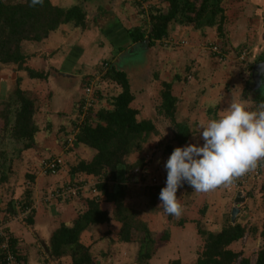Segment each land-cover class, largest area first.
Segmentation results:
<instances>
[{
	"label": "trees",
	"instance_id": "16d2710c",
	"mask_svg": "<svg viewBox=\"0 0 264 264\" xmlns=\"http://www.w3.org/2000/svg\"><path fill=\"white\" fill-rule=\"evenodd\" d=\"M11 1L7 3L0 0V67L2 65L12 66L17 71L26 72L30 79H44L46 76L43 72L35 71L27 66L29 56L25 54V51H28L29 44H38L47 39L62 24L83 27L85 13L78 5L63 8L52 4L50 0H42V3L34 5L33 0ZM127 1L132 2L137 14L143 20L142 24L128 30L132 42L147 40L150 46L156 43L168 45L172 41V39H167L168 27L170 24H176L190 27L195 31L210 29L220 38L221 43H224V23L227 19L224 0H157V5H150L149 9H145L144 5L149 4V0ZM159 3L166 4V6L158 7ZM145 22L148 26L143 29ZM213 47H216L217 51H213ZM228 50L230 51L224 45L211 46L212 53L221 57L224 53H228ZM236 51L239 63L249 62L245 60L247 54L245 48H238ZM250 68L246 70L249 71ZM97 76L103 82L118 84L121 91L115 95L109 94L105 98L97 87L99 81H94V91L89 98L91 96L92 99L95 97L97 100L105 98L108 106L94 109L93 104H100L91 99L92 105L87 107L86 113L81 116L82 110L79 108L84 105L87 98L84 94L85 88ZM20 81L21 78L17 77L7 98L0 101V187L5 185L9 176L13 174V165L16 160L21 159L22 153L37 148L35 140L38 132L35 118L37 108L33 99L21 89ZM245 82L251 83L250 78L247 77ZM81 85L83 93L81 99L78 100L79 111L75 117L70 119L68 131L59 130L61 133L64 132L63 137H65L61 140V147L63 154H66L83 146L92 151V156L79 159L74 163L66 162L63 154L57 156L64 161L65 171L60 174L65 173L68 177L65 182L92 179L95 181L97 192L85 198L79 196L85 202L86 209L77 216L71 226L62 224L56 229L51 237L53 255H67L69 264H94L92 252L89 247L81 244L79 236L90 226L100 228L104 225L107 229L106 234L110 236V245L112 243L133 246L137 244L136 259L133 264H148L157 250V245L168 241L170 232L168 226L159 232L152 230L143 220L142 215L149 214L150 210L163 214V210L158 208L159 194L166 186L162 180H166L167 175H164L162 170L159 171L160 173L153 170L148 171L150 160H146L144 156L131 162L130 155L139 153L147 138L158 131L150 120L136 119L138 110L130 106L134 96L130 92L125 75L115 66L109 63L103 64L96 76L82 78ZM160 86L159 111L173 123L174 127V145H167L163 151L171 154L174 148L182 147L187 142L190 130L186 124L175 122L177 98L171 92L172 81H161ZM49 126L48 123V128ZM73 132L72 144L64 149L66 138ZM263 169L264 167L259 170L258 175L252 178L254 181L262 175ZM25 177L32 181L34 175L29 174ZM247 182L246 179H240L239 186L245 187ZM255 185L256 183L253 187ZM258 186L263 196L258 208L264 212V181ZM183 187L193 189L188 184ZM220 189L232 195L238 191L237 189L231 190L230 186H221L213 191L218 194ZM253 191L251 188L244 192L245 202L253 201ZM31 195V190L26 188L20 199L8 195L7 199L0 200V203L4 204L3 207L0 206V226L3 227L4 235L8 238L9 249L19 264L22 253L18 247V240L10 231L8 224L16 222L14 218L21 208L33 204ZM102 204L110 206V209H104ZM147 206L151 208L149 211ZM253 206L254 204L249 207L250 211L255 209ZM243 208L248 209V206L245 205ZM33 211L34 209L26 217L27 224L32 223ZM205 211L206 207L199 210V218L204 216ZM164 214L167 222L173 218L165 212ZM184 220V216H181L178 226L183 225ZM196 220H198L196 221V232L201 243V248L195 251L196 258L187 262L175 258L167 264H250L249 252L233 248V245L244 237L261 238V244L254 253L253 264H264V230H258L255 223L252 224L250 221L241 223L236 218L234 222H231L230 215H227L222 218L220 228L212 232L206 231L199 225L200 219ZM114 229L117 230L115 234H113ZM3 241L4 238L0 236V245ZM67 247L70 250H67ZM101 256L104 260L106 257L109 258V261L113 263L116 259L115 253H101ZM1 259L2 250L0 248V264H2Z\"/></svg>",
	"mask_w": 264,
	"mask_h": 264
},
{
	"label": "crops",
	"instance_id": "0c3cea01",
	"mask_svg": "<svg viewBox=\"0 0 264 264\" xmlns=\"http://www.w3.org/2000/svg\"><path fill=\"white\" fill-rule=\"evenodd\" d=\"M50 1L52 4L59 5L63 8L70 7L73 2H76L75 5L80 6L83 13H85V25L83 27H74L69 24H62L59 26L58 30L51 33L47 39L38 44H30L28 46L30 51H25V54L29 56L27 66L30 69L44 73L46 76L43 79L46 86L45 89L47 91L49 86V91H51L48 95L49 100L46 106V108L50 109L51 115L44 114L47 128L48 123L50 124L49 130L50 128L56 130L63 129L64 132L69 130L70 119L75 116L74 109L78 104V99L76 98L79 97L77 95L79 91L82 92V88L79 87H82V78L96 76L103 64L109 63L115 66L117 70L122 71L131 92L132 88L137 84L135 82L140 81V77L145 73V69L149 68V59H153L154 62V59H164L165 57L166 59H181L182 56L180 54H174L175 51H179L176 49L177 47H181L182 50L185 51V54L191 56L188 61L189 65L187 64L184 72L176 71L173 75L171 74V80L168 82L172 81L171 92L177 98V111L174 117L175 122L186 124L190 130V136L192 133L191 126L185 119L190 117L188 115L192 111H199L202 122L206 123L210 119H218L224 115V111L233 101L243 104L250 111L255 110L257 105L264 102V96H260L262 94L256 96L257 94L254 93L256 90L254 91L252 83L245 82L247 77L250 78L251 68L249 64L259 61L264 62V0H228L227 6L231 12H226L227 19L224 23V43H221L220 38L216 36L214 31H195L190 27L170 24L168 27L167 39L169 38L177 41L176 47L173 46L174 48H172V46L161 45L160 43H156L153 46L149 44L140 45L139 48L141 49L139 56L127 53L134 45L136 46L139 44V42H132L128 35V30L130 28L139 25L136 22L131 24L132 20L135 21L134 14L131 12L133 9L132 2L127 0ZM10 2L12 1L10 0L7 3ZM236 5L237 7H235ZM159 6L162 8L165 7L162 3H159ZM234 7L238 8L237 13L234 12ZM208 43L211 44V46L224 45L226 48L230 49V51L228 50L229 52L224 53L222 57L214 54L204 55V53L200 52V48L203 51V47L208 45ZM242 47L245 48L247 52L245 60L249 61L245 64L239 63V58L236 56L238 55L236 50ZM190 48L191 50L189 52L188 50L186 51V49ZM168 51H172L173 54H169ZM125 52L136 59H143L144 63H133V61L130 60L133 58H127L128 56H124V59H128L129 61L125 60L124 63L122 61H120V63L117 62L121 59L120 55L123 56ZM39 63L42 64V68L36 66V64ZM174 63L175 62L172 61L170 64L173 65ZM192 64L195 66L194 71H190ZM248 67L250 68L249 71L246 70ZM190 72H192V77L197 80L196 82L187 81V86H190L188 92H186L183 98H179L177 95L181 92L179 91V89L182 88L181 84L187 79H185L182 74H189ZM24 73V71L15 70L12 66L2 65L0 67V101H4L7 98L17 77L21 78V89L26 95L30 96L32 99L34 98L33 92H31L30 89L31 84L27 83L32 79L24 77ZM65 79L70 81H65ZM202 79L207 81V83H199V80ZM182 80L184 81L182 82ZM94 81L103 83V81L100 82V77L98 80ZM111 83L114 84L111 87L115 85L120 87L114 82ZM246 86L247 89L251 87L253 92H246ZM257 89L261 90L260 87ZM100 91L102 93V89H100ZM102 95L105 96L103 93ZM249 96H251V98ZM60 97H63L62 101H58ZM67 99L69 100L68 102L66 101ZM53 102L54 107H51V105L49 106V104ZM64 103H66V105H64ZM100 105L106 106L107 103L102 102ZM159 107L160 105H158V108L156 107L158 114L164 119H167L160 113ZM133 108L138 110V114L136 115L137 120H150L153 123L151 116L145 117V115H141L142 113L139 108ZM184 112H186L187 115H184ZM183 116L186 117L184 118ZM170 124L173 127V123L170 122ZM47 128L43 129L38 125V132L35 135L37 148L24 151L21 159L15 162L17 163V161L24 160L26 163V158H30L32 153L38 157V152H36V150L39 149L40 151L39 147L44 146L43 142H45L48 154L40 151V157H36V164L31 168L33 171L29 173L34 175L33 180L28 186L32 192L31 198L33 203L40 199V190L49 191L52 187L56 186V184L58 185L68 179L65 173L59 174L60 176L42 177L35 172L43 158L63 154V149L61 147L62 139H60V141L56 140V142H52V139L49 140L50 135L47 134ZM64 132L62 133L64 134ZM188 140L183 146L189 142ZM201 143H204V141L202 140ZM73 154L80 156V158L82 157V159H86L92 156V151L83 146H79L73 151ZM62 156L66 162L69 161V153L63 154ZM14 171L16 170L13 165V173ZM25 181L26 179L23 182ZM9 182H11V179H8L5 185ZM255 183L256 181L253 179L250 181L248 180L245 188L253 187ZM261 183L262 181L259 184ZM32 184L37 185V187L35 188ZM5 185L0 187V191H2L0 194H3L0 200L8 196L4 191V189H7ZM25 187V183L19 187L20 194L18 190L16 191L15 188H13L10 195L15 199H20L24 193ZM192 190L193 189L189 188L179 189L177 191V198L183 207L182 215H184L185 220L181 226H178V223L182 215L179 218L173 217L169 221L171 224L169 227V239L178 232V229L183 230L181 234L191 229V231H193L194 224L198 221L195 216H199V210L203 207H206V211L204 216H202L201 219L199 218V225L205 228L206 231H217L214 225L220 226V222H222L220 219H222L221 216L223 214H221V216L219 215V217H216L217 214H215V218L212 219L213 208L219 205L224 210L226 207L231 209L235 205L228 201L230 197L228 195H226V197L223 194H217L215 191L199 193ZM15 194H17L16 197L14 196ZM199 199L202 201L201 204L197 202ZM199 205L201 206L198 207V211H196ZM109 207L104 206L103 208L110 209ZM149 208L150 206H147L148 211ZM85 209L86 204L80 197L63 201H40L37 208L33 211L31 224H27L26 222V225H24V223L10 222L8 224L9 229L18 240V247L22 253V256H20L22 257L20 264H69L67 255H53L51 237L62 224L71 226L77 216L84 212ZM149 212V214L145 213L143 220L146 221L147 225L152 230L156 232L161 231L163 225L162 221L165 219L164 211L163 214L162 212L154 210H150ZM220 213H222V211H220ZM99 229H104V231L100 233L102 236H106L107 239H110V236L106 234L107 229L104 225L100 226ZM94 231L96 232V230ZM116 231L117 230H115V232ZM98 233L96 232L94 238H92V232L87 228L80 234L79 240L83 246L89 247L93 254L94 264H109V258L106 257L104 260L101 253H107L108 251L105 250H110L111 246H114L112 247L114 249H118L116 245L120 243H112V245H110L108 241L106 245H103V243H105L102 242L103 238L99 239V236L96 237ZM82 237L84 239H82ZM191 237H193L192 242L195 237L199 239L197 233L194 235L192 234ZM256 242L259 244V239H256ZM163 244L164 243H160L157 245L156 252ZM127 246L129 245L127 244ZM38 252L41 253V257H39ZM182 260L183 259H181V261Z\"/></svg>",
	"mask_w": 264,
	"mask_h": 264
},
{
	"label": "rangeland",
	"instance_id": "374dc122",
	"mask_svg": "<svg viewBox=\"0 0 264 264\" xmlns=\"http://www.w3.org/2000/svg\"><path fill=\"white\" fill-rule=\"evenodd\" d=\"M3 1L9 2L10 0H3ZM224 1H225L224 6L226 8V12H231L227 6L228 0H224ZM156 3H157V0H149V4H144L145 9H149L150 5H154V4L157 5ZM75 4H76V2L72 3V5H75ZM131 6H132V4H131ZM163 6H166V4H163ZM158 7H160L159 4H158ZM235 7H237V5ZM235 7H234V12L237 13L238 8H235ZM131 12L134 14V17H135V21L130 20L131 24L135 23V22L138 23L139 25L142 24L143 20H141L140 16L137 14L136 7L134 5H133V9L131 10ZM129 15H130V13H129ZM144 25L145 26H143V29H146L148 24L145 22ZM208 31H210V29H206V32H208ZM32 45H34V44H32ZM168 45L172 46V48H174L177 45V41L172 40L171 43H169ZM27 49H28V51H30V48H27ZM176 49H178L179 51H175L174 54L175 55L180 54L182 56L181 59H166V57H165L164 59H158V60L154 59L155 62L153 61V59H149V61H148V62H150L149 68L145 69V73L142 74V77H140V81H138V82L136 81L135 82V83H137L136 86H134L131 90L132 94L134 95V99L132 100L130 106L139 108V110L142 113L141 115H143V116L145 115V117L151 116L152 120H153V124L155 125L158 132L147 138V141L144 142V144L142 145V149H141V151H139V153L137 152V153L130 155V161L132 162V161L136 160L137 158L144 156L146 158V160H150L148 171L153 170V171L159 172L160 170H162V172H164V175H167V171L164 168V164L166 163L170 154L165 153L163 150L167 145H174V141H173L174 128L170 124L169 120L164 119L161 115L158 114V111H157L158 105H160V96L158 95L159 89L161 88L160 82L162 80H164V81L171 80L172 75L174 73H176V71L177 72H184V69L187 66V64L189 65L188 61L191 57L189 54H185V51H183L181 47H179V48L177 47ZM187 50L189 52L191 50V48L186 49V51ZM200 52L204 53V55H210V54L213 55V53L211 51V44L208 43V45L204 46L203 51L200 48ZM139 53H140V51H137V52H133L132 54H134V56H139ZM168 53L173 54L172 51H168ZM128 54H130V53H128ZM128 54L125 52L123 56L120 55L122 60L120 59L117 62L120 63V61H122L124 63L125 60L129 61L128 59H124V56H128L127 58H133V59H130L133 61V63H142V64L144 63L143 59H136L132 56H129ZM172 61L175 62L173 65L170 64ZM36 66L42 68V64H40V63L36 64ZM194 70H195V66L192 64L190 71H194ZM155 75H157V76H155ZM246 75H245V79H246ZM182 76L185 79L186 78L187 79L185 81L182 80V82L183 81L184 82L181 84L182 88L179 89V91H181V92H180V94L177 95L179 98H183L185 96L186 92H188V88L190 86H187V83L190 81L196 82V80H197L196 78L192 77L193 76L192 72H190L189 74L184 73V74H182ZM24 77H26L27 79L29 78L26 72L24 73ZM189 78H190V80H189ZM65 81H70V80L65 79ZM101 81L102 80L100 78V82ZM27 83L31 84L30 89H31V92H33V96H34L33 101H34L35 107L37 108V112L35 115L36 122L40 128L46 129L47 125H46V120H45L44 114L51 115L50 109L46 108V106L48 105L47 101L49 100L48 95L51 92V91H49L50 88L48 86L47 91H46V89H45L46 86H45V82L43 81V79H41V80L40 79H32V80L28 81ZM199 83L206 84L207 81H204L202 79V80H199ZM112 85H114V84H109L107 82H103V83H99L97 85V87L102 89V93L105 94L104 97L106 98L110 93L112 95H114L117 92L121 91L120 87H117L116 85L114 87H111ZM79 87L83 89V87H81V86H79ZM249 89H251V87L248 89L246 88V92H248V93L253 92L252 89L251 90H249ZM82 93H83V91L82 92L79 91V93L77 95L79 98H76V99L80 100L82 97ZM254 93L257 94L256 96H259L260 94H263L260 96H264V90H262V89L255 91ZM91 94H93V93H91ZM249 97L251 98V96H249ZM62 98L63 97L58 98V101L59 100L62 101ZM92 98H93L92 96L90 98L88 96V103H90V105H92V103H91ZM105 98L97 100L94 97V99H92V100H93V102H96V103L99 102L98 104H100L102 102H107ZM66 101L68 102L69 100L67 99ZM53 104H54V102L50 103L49 106L51 105V107H54ZM64 105H66V103H64ZM100 106L101 105L93 104L94 109H97ZM106 106H108V105H106ZM78 108H79L78 104L75 107V109L73 108L75 110L74 115H76V113H78ZM71 114H73V113H71ZM184 115H187V113L184 112ZM188 116H190V117H187L185 120H187L188 123L190 124L192 133H191V136L189 137V140H188L189 142L187 144H199V145L202 144L203 145V143H201L203 139L200 136L199 127H198L199 124L202 123V120L200 117V112L199 111H192V112H190V114ZM183 117L185 118L186 116H183ZM181 119H183V118H181ZM0 125H1V123H0ZM47 134L50 135L49 140L52 139V142H56V140L60 141V139L65 138V137H63V133H61L59 130L52 129V128H50V130L47 128ZM52 134H53V136H52ZM43 144H44V146L39 147L40 151L48 154V150L46 148L47 146H45V142H43ZM202 145H200V146H202ZM40 151H39V149L36 150V152H38V157H37V155L32 153L31 154L32 156H30V158H28V159L26 158V163L24 160H22V161H17V163H15L16 165L14 164V168L16 171H14V173L11 176H9V179H11V182H9L7 185H5V187L7 189H4L5 193H7V195H10V192H12L13 188H15L16 191L18 190V193L20 194L19 187H21L22 184H24V183L26 186L25 189L26 188L29 189L28 186H29L31 181H30V179L26 178L25 175H29V173H31L33 171V170H31V168L34 167V165L36 164V160H35L36 157L37 158L40 157L39 156ZM69 156H70V158H69L68 162H71V163H74L75 161L82 159V157L80 158V156H78L76 154L74 155L73 152H70ZM152 167H154V169ZM155 168H157V169H155ZM37 169L35 170V172L37 174H39L40 176L51 177L48 175L41 174L39 172V170H37ZM263 175H264V173L260 177L258 176L256 178L255 187L251 186L250 188H247V189L253 188V190H254L253 191V194H254L253 201H249V202L244 201L242 203H239L238 204L239 211L235 216V218L241 223H244L246 221H250L252 224L255 223L258 226V230H261V229L264 230V212L258 208L259 205L262 203V200H263L262 199L263 196L261 195L262 193L260 192V190H259L260 188L258 186L261 181H264ZM57 176H60V175H57ZM24 178H26L25 182H23L25 180ZM60 178H62V177H60ZM13 180H14V182H13ZM248 180L250 181L252 179L250 178ZM62 183H64V182H62ZM60 184H58V185H60ZM58 185L56 184V186L52 187L50 190L54 189ZM32 186H34L35 188L37 187V185H34V184H32ZM230 188H231V190L233 189V191H235V189H237L235 187L234 188L230 187ZM240 188H241V192L243 194L245 191H247V189L245 187L241 186ZM220 190H221L220 193L222 191L224 192L221 194H223L225 196L226 195L230 196L228 198V201H230L231 204H235L234 199L236 197V194L240 190L236 191V193L234 192L235 193L234 196L232 194L226 193L223 189H220ZM228 190H230V189H228ZM231 190H230V192H231ZM49 191L48 190L47 191L40 190V193H39V194H41L40 199L37 202H35V204H34L36 206V208H37V205L39 204V202L40 201L42 202V200H41L42 197H44V195L49 193ZM192 191H194V189ZM0 193H2V191H0ZM2 196H3V194L0 195V197H2ZM14 196L16 197L17 194H15ZM82 196H84V198H85V196H89V191L85 192L84 195H82ZM8 197L9 196H6L3 199H7ZM200 199L197 202L201 204L202 201H200ZM252 204H254L253 207L255 209L250 211L249 207ZM245 205L248 206V209L243 208ZM0 206L3 207L4 204L0 203ZM104 206H106V205L102 204V207H104ZM200 206L201 205L197 206L196 211H198V207H200ZM226 206H227V204H226ZM107 207H109V206H107ZM236 207H237V205H236ZM220 211H222V213H220ZM230 211H231V209H229L227 207H226V209L223 210L222 207H220L219 205H216L213 208L212 219L215 218L214 217L215 214H217L216 217H219V215L221 216V214H223L221 216L222 218L226 217L227 215H230ZM142 216L145 217V213ZM183 216L184 215H182V217ZM209 217H211V216H209ZM195 218L199 219V216H195ZM14 219H16L14 221H16L17 223H20V224L24 223V225H26V222H25L26 217H22V216H19V214H17ZM220 220H222V219H220ZM234 221H235V219H234ZM162 222H163L162 229H164L166 226L170 227V225H171L170 222H167L165 219H163ZM222 222H223V220H222ZM222 222H220V225L222 224ZM195 227H196V223L194 224V230L193 231H191L192 230L191 229L188 232L185 231L186 233H184V234H181V232H183L182 229H178V232L176 234L172 235V238L170 237L168 242H165L162 246L159 247V250L148 261V264H167L171 259L178 258V257L183 259L182 260L183 262L194 260L197 256L195 251L199 250L201 248V243H200V240L198 238L195 237L194 241L192 242V239L194 237V236L191 237L192 234L194 235L197 233ZM214 227L217 230L220 228V226H217V225L216 226L214 225ZM212 229H214V228H212ZM89 230L92 232V238H94L96 232L97 233L99 232L96 237L99 236L98 237L99 239L103 238L102 242H105V243H103V245H106V242H108V241L110 242L109 238L107 239L106 236H102V234L100 233L101 231H104V229H99L97 226H96V228L94 226H90ZM94 230H96V232ZM172 232H173V228H172ZM113 234H115V231H113ZM82 239H84V238L82 237ZM256 239H259V244H257ZM189 240H190V242H189ZM261 241L262 240L260 237L254 238V239H249L248 237H244L241 241L234 244L233 248L238 249V250L243 249V251L249 252L251 255L250 256V264H253L255 261V254L254 253H255L256 249L260 246ZM128 245L129 246H127V244H117L116 247L118 249H114V248H112L114 246H111L110 250H108V249L105 250V251H108L110 253H115L116 259H118L117 261L115 259L114 263L110 261L109 264H122V263L123 264H125V263L126 264H133V261L136 259L135 252L138 248V245L137 244H135V246L130 245V244H128ZM189 248H191V249H189ZM67 250H70V248L67 247ZM29 251H30V247H29ZM38 254H39V257H41V253L38 252ZM110 257H112V256H110Z\"/></svg>",
	"mask_w": 264,
	"mask_h": 264
},
{
	"label": "clouds",
	"instance_id": "9594fccd",
	"mask_svg": "<svg viewBox=\"0 0 264 264\" xmlns=\"http://www.w3.org/2000/svg\"><path fill=\"white\" fill-rule=\"evenodd\" d=\"M36 3L42 0H33ZM198 127L203 145L176 147L164 164L166 186L160 191L158 208L174 218L183 212L177 191L185 183L205 193L230 186L258 165L264 166V102L250 111L233 101L220 118Z\"/></svg>",
	"mask_w": 264,
	"mask_h": 264
},
{
	"label": "built area",
	"instance_id": "2783aa9c",
	"mask_svg": "<svg viewBox=\"0 0 264 264\" xmlns=\"http://www.w3.org/2000/svg\"><path fill=\"white\" fill-rule=\"evenodd\" d=\"M212 50L217 51V48L213 47ZM98 79H99L98 76L95 77V79L91 81L90 85L87 86V88H85V94L87 98L85 100L84 105L80 106L79 108L82 110L81 116L86 113L87 107L90 106V103H88V96H90L91 93L94 91V87H93L94 80H98ZM73 131L75 132V130ZM74 132L66 138V144L63 147L64 149H67L68 146L72 144L73 139H74ZM263 167L264 166L258 165V167L255 170H252L248 172L247 174L237 178L232 184V186L230 185V187H235L237 188L238 191L239 190L241 191V188L239 186L240 179L248 180L250 178L251 179L254 178L256 175H258L259 170ZM63 171H65V165H64L63 159L60 156H50L40 161L39 172L43 175L57 176ZM162 183L166 184V180L165 179L162 180ZM184 185H187V183H185ZM88 191H89V195L91 194L95 195L97 192L95 188V181H93L92 179L90 180L82 179V180H78L77 182H65V183H61L54 189L50 190L49 193L44 195V197H42L41 200L43 202H50V201H56V200L63 201L67 199L77 198L79 196L84 195V193ZM34 204L35 202L28 207L21 208L18 213L19 216L27 217L28 214L32 213V209H36V206ZM0 236L4 238L3 243L0 245V248L2 250L1 263L2 264H19L18 261L16 260L15 255L9 249V246L7 243L8 238L7 236L4 235L2 226H0Z\"/></svg>",
	"mask_w": 264,
	"mask_h": 264
},
{
	"label": "water",
	"instance_id": "95a60500",
	"mask_svg": "<svg viewBox=\"0 0 264 264\" xmlns=\"http://www.w3.org/2000/svg\"><path fill=\"white\" fill-rule=\"evenodd\" d=\"M148 44V41L144 40L142 42H139V44H137L136 46L134 45L132 47V49L127 52V53H133V52H137V51H140L141 48L140 45H147ZM249 66L251 67V71H250V80H251V83L253 85V89L254 91H258L257 88H261L262 90H264V62L262 61H259V62H255V63H252V64H249ZM245 201V197L241 195L240 192H238L236 194V197L234 199V202L236 205L233 206L231 208V211H230V220L231 222H234V219H235V216L236 214L238 213L239 209H238V204L239 203H242Z\"/></svg>",
	"mask_w": 264,
	"mask_h": 264
}]
</instances>
